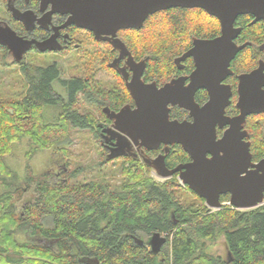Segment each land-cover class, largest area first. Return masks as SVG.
Masks as SVG:
<instances>
[{
  "label": "trees",
  "instance_id": "trees-1",
  "mask_svg": "<svg viewBox=\"0 0 264 264\" xmlns=\"http://www.w3.org/2000/svg\"><path fill=\"white\" fill-rule=\"evenodd\" d=\"M210 19L205 13L191 18L177 10L157 15L140 31L139 41L157 63L168 65L191 33L202 36L213 31ZM244 30L252 33L251 26ZM12 72L5 78L0 70V264H93L89 260L94 259L96 264H264V204L245 210L230 205L211 210L194 201L183 205L178 192L203 199L177 179L158 183L146 177L148 169L131 175L123 164L120 171L125 178L115 189L98 181L72 183L77 171L69 173L66 182H49L43 174L33 184L27 175L25 185L16 186L17 177L6 162L13 145L22 138L29 140L32 151L62 145L70 119L64 109L69 104L53 122H46L42 114L44 106L60 104L52 88L59 78L56 67L23 65ZM70 85L69 101L74 103L73 89L79 81L72 79ZM251 136L252 158L259 160L264 157V137L258 129ZM66 148L56 150L66 154ZM185 158L179 151L175 161ZM19 191L31 193L21 212L13 201ZM220 200L228 197L222 195ZM139 233L165 235L166 241L157 252L158 241L151 239L154 246L148 248L137 241L142 239ZM220 236L225 257L207 248V242Z\"/></svg>",
  "mask_w": 264,
  "mask_h": 264
},
{
  "label": "flooded vegetation",
  "instance_id": "flooded-vegetation-1",
  "mask_svg": "<svg viewBox=\"0 0 264 264\" xmlns=\"http://www.w3.org/2000/svg\"><path fill=\"white\" fill-rule=\"evenodd\" d=\"M3 13L0 17V33L5 27L12 28L18 37L23 40L32 41L30 48L16 60L15 54L9 52L8 48L0 44V51L3 52V59H10L13 64L21 67L26 64L27 55H51L55 57L71 59L74 57L82 58L80 73L76 76H68V78H58L53 82L52 88L60 89L66 96V100L62 94L57 93L61 107L69 104L65 115L69 117V127L78 128L82 132H91L94 135V143L101 150L103 158L99 160L104 163L113 161L124 162V167L131 175L139 174V171L147 170L152 174L146 177L153 180V176L161 178L156 171L147 163L152 159L165 155V164L171 169L179 164L190 161V156L186 153L180 143L157 142L154 139H146L145 135L134 134L140 118H136L132 113L138 104L133 95L129 91L128 83L136 73L140 74L141 85H154L157 89L164 85L180 79L184 85L189 83V77L195 69L193 57H185L178 61L186 51L192 47V39H213L221 35L220 21L217 17L209 15L204 9L198 7H169L160 9L154 13L148 14L143 20L139 28L136 27H107L96 28V33L86 26H78L74 23H68L69 13L52 12L51 3H48L45 9H41V0H3ZM20 12L32 11L27 18H16L14 11ZM174 10L188 14L191 18L196 17L199 13H205L209 16L213 24V30L210 34L202 36L191 33L188 43L184 49L171 56L170 65L157 63L149 50L145 48L139 41L140 31L145 29L147 23L154 16H161ZM255 15L252 13L240 14L235 18L234 28L238 29V33L232 38V42L236 46L243 45L239 49L229 63V72L221 80V85L227 87L229 91V103L224 108V115L234 117L239 114V108L236 103L243 90L244 97H250L254 102L263 98L264 100V16L258 20H254ZM251 26L252 33H245V27ZM53 40L50 46L54 49L40 51L36 43ZM121 42L123 46H120ZM23 43V42H22ZM142 62V63H141ZM143 68L140 69V64ZM41 67H57L55 61L39 65ZM37 67V66H36ZM140 69V70H139ZM251 74L249 82L239 86L240 77ZM72 79L79 81V87L73 89L75 94V102L70 103ZM226 90L225 88H222ZM79 97L80 109L73 108ZM195 102L202 106L210 95L205 88H198L193 95ZM64 100V101H63ZM167 118L170 122L177 121H193V115L190 111L178 104L167 103ZM127 107L130 115L126 119H117L116 113ZM91 110V111H90ZM132 111V112H131ZM62 109L59 113L61 114ZM58 115V114H57ZM78 117L77 122L71 118ZM163 113L155 114L152 117V128H158L162 124ZM166 117V116H165ZM264 118V111L258 113H250L246 115L244 129L248 132L250 141V152L252 154V136L251 132L262 127L261 119ZM163 127V126H160ZM228 125H216V139H219ZM128 130L130 135L124 132ZM114 148H122L127 153L121 156H115L108 159L107 156ZM179 151L186 154L184 161H175ZM253 160V158H252ZM254 162L258 160H253ZM56 165V167H55ZM54 161L50 173L47 174V180L53 183L66 182V178L61 177L67 173L64 164ZM60 167V168H59ZM59 168V169H58ZM58 169V170H57ZM179 173H174L169 177L161 179H177L179 181ZM153 177V178H152ZM229 197L228 194H224ZM221 197V196H220ZM204 201V200H203Z\"/></svg>",
  "mask_w": 264,
  "mask_h": 264
},
{
  "label": "water",
  "instance_id": "water-1",
  "mask_svg": "<svg viewBox=\"0 0 264 264\" xmlns=\"http://www.w3.org/2000/svg\"><path fill=\"white\" fill-rule=\"evenodd\" d=\"M51 3L48 13H69L68 23L86 26L96 33V28L136 27L142 24L148 14L169 7H198L220 21L221 35L213 39H192V47L178 61L193 57L195 69L189 77V83L177 79L162 88L141 85L140 74L136 73L128 88L138 107L132 112L140 118L134 134L145 135L158 143H180L190 156V161L169 169L165 164V155H160L147 163L161 178L179 173V181L187 186L209 209H220L223 202L220 196L228 194V204L237 209H253L264 203V157L254 162L250 152L248 132L244 129L246 115L264 111L263 98L254 102L244 97L243 90L236 103L239 114L234 117L224 115V108L229 103V91L221 85V80L229 72L230 60L243 45L236 46L232 38L238 33L233 26L235 18L244 13L255 15V21L264 16V0H41V9ZM14 11V10H13ZM17 13L16 18H27L32 11ZM117 29V28H116ZM53 40L36 43L40 51L54 49ZM23 42V43H22ZM123 46L121 42H118ZM0 44L8 48L19 59L31 46L32 41L18 37L16 32L5 27L0 33ZM142 63V62H141ZM140 64V69L143 64ZM139 69V70H140ZM251 74L240 77L242 84L249 82ZM208 90L210 98L202 106L195 102L193 95L198 88ZM225 88L226 90H223ZM167 103L178 104L188 109L193 121H172L167 118ZM129 108H122L116 113L117 119H126ZM163 113L165 119L158 128H152V117ZM166 116V117H165ZM228 125L223 135L216 139V125ZM128 130L124 129L125 133ZM133 135L131 132L128 133ZM122 148H114L107 158L125 155ZM156 251L165 243V237L152 236ZM140 244L142 239L137 240ZM153 241L151 246L153 247ZM93 264L97 259L89 260Z\"/></svg>",
  "mask_w": 264,
  "mask_h": 264
},
{
  "label": "rangeland",
  "instance_id": "rangeland-1",
  "mask_svg": "<svg viewBox=\"0 0 264 264\" xmlns=\"http://www.w3.org/2000/svg\"><path fill=\"white\" fill-rule=\"evenodd\" d=\"M3 0H0V17L3 16ZM164 30L163 27H159V29ZM64 54L61 57H55L51 55L41 56V55H27L26 56V64L32 67L39 66L41 64H46L51 61H55L57 63V69L59 71V77L66 79L68 76H76L80 73V64L82 62V58L74 57L69 59L63 58ZM9 63L10 66L4 63ZM11 60L8 58L6 60L3 59V52L0 51V70L4 73V77H12L13 68L18 69L19 66L16 64L10 63ZM2 73V74H3ZM57 89V93L62 94L66 98L63 92ZM55 92V90H54ZM66 100V99H65ZM77 103L73 106L75 110L80 109V99L77 97ZM64 101V100H63ZM61 106L58 104L46 105L43 108L42 114L44 120L46 122H53L58 117ZM91 111V110H90ZM58 114V115H57ZM262 127L258 129L260 135L264 137V118L261 119ZM62 145H66V154L62 153V151L56 150L59 146L56 145L53 149H44V150H35L32 151V145L30 144L27 138H22L19 143L13 145L11 153L6 157V162L9 167L15 173L17 180L15 185L21 187L24 184V179L27 175L32 176L33 184L41 180V175L48 174L53 170H50L54 161H58L59 164L63 165L68 169L67 174H62L61 177L66 178L69 177V173H73L77 171L78 173L71 178L72 183L80 182V183H89V182H101L104 184H108L111 189L117 188L122 180L125 178V173L120 171L122 164L124 162L121 161H113L109 163H104L99 160L101 157L103 158V154H101V150L94 143V135L91 132H82L78 130V128H71L67 137L60 142ZM60 165V167H61ZM56 167V165H55ZM59 167V168H60ZM58 168V169H59ZM57 169V170H58ZM147 174H154L148 172ZM48 177V176H47ZM154 177V178H153ZM153 180L158 183H163L166 179H161L157 176H153ZM180 182V181H179ZM31 183L30 186L33 185ZM181 184V183H180ZM182 185V184H181ZM32 188V187H31ZM33 189V188H32ZM2 187L0 183V194ZM35 192L32 190V193ZM186 194V193H184ZM31 196L29 191L27 192H15L13 195V201L16 204L17 211L21 212L23 204L27 198V196ZM179 203L183 205H188L194 201L197 204H201V202L205 205V202L202 200H195L193 196L187 193L185 196L183 193L178 192ZM264 204V203H263ZM228 200L223 202V206H228ZM206 206V205H205ZM207 207V206H206ZM208 208V207H207ZM216 210V209H212ZM242 210V209H240ZM142 240L147 244L148 248H151V239L152 236H147L143 233H139ZM165 237V235H160ZM19 239L23 240V236H18ZM27 239V238H26ZM30 242H34L37 244L43 243L42 240H31ZM207 248L209 252L215 255H220L222 257L226 256L225 253V243L224 238L220 236V238L207 242Z\"/></svg>",
  "mask_w": 264,
  "mask_h": 264
}]
</instances>
